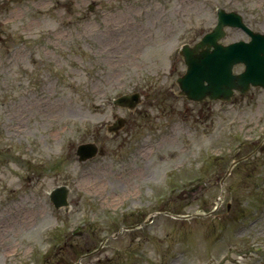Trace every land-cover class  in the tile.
<instances>
[{
	"label": "rangeland",
	"instance_id": "1",
	"mask_svg": "<svg viewBox=\"0 0 264 264\" xmlns=\"http://www.w3.org/2000/svg\"><path fill=\"white\" fill-rule=\"evenodd\" d=\"M5 1L0 264H264V90L201 103L166 90L185 68L178 48L216 23L217 7L264 32V0H59L57 11L42 0L55 18L22 19L23 5ZM135 90L146 99L132 114L111 104ZM115 113L127 124L112 134ZM88 141L100 151L80 161L75 147ZM61 184L67 212L49 200Z\"/></svg>",
	"mask_w": 264,
	"mask_h": 264
},
{
	"label": "water",
	"instance_id": "2",
	"mask_svg": "<svg viewBox=\"0 0 264 264\" xmlns=\"http://www.w3.org/2000/svg\"><path fill=\"white\" fill-rule=\"evenodd\" d=\"M217 11L218 24L194 46H184L182 49L187 71L178 78V83L188 98L201 100L207 96L209 99H229L234 87L240 91H244L248 83L264 87V35L251 32L252 39L247 43L217 44V39L223 35L224 25H238L247 29L237 13H226L220 8ZM199 48L202 49L198 51ZM235 62L243 63L245 69L240 74L232 75L231 67ZM133 98L136 101V95ZM78 149V153H81L84 149L93 148L83 145ZM65 194L64 187L54 189L50 196L54 205H64Z\"/></svg>",
	"mask_w": 264,
	"mask_h": 264
},
{
	"label": "flooded vegetation",
	"instance_id": "3",
	"mask_svg": "<svg viewBox=\"0 0 264 264\" xmlns=\"http://www.w3.org/2000/svg\"><path fill=\"white\" fill-rule=\"evenodd\" d=\"M23 1V2H22ZM46 1H51V0H43V2H46ZM62 1H65V0H62ZM71 1V0H69ZM22 3H20L21 5H23V7L25 9H27L28 13L29 14H33L36 12V5H40L42 0H21ZM57 2V0H53V3ZM29 3V4H27ZM36 3V4H35ZM33 5V6H32ZM55 8L57 9V5H55ZM22 11V10H21ZM23 14V13H22Z\"/></svg>",
	"mask_w": 264,
	"mask_h": 264
}]
</instances>
